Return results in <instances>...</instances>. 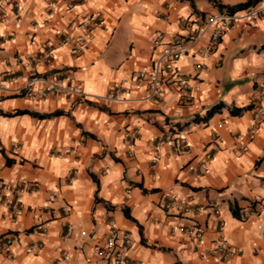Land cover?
Returning a JSON list of instances; mask_svg holds the SVG:
<instances>
[{
	"label": "crops",
	"instance_id": "1",
	"mask_svg": "<svg viewBox=\"0 0 264 264\" xmlns=\"http://www.w3.org/2000/svg\"><path fill=\"white\" fill-rule=\"evenodd\" d=\"M244 1L0 0V79L20 76L0 87V178L24 188L16 217L13 195L0 201V241L14 237L0 264H112L98 253L111 227L130 234V264H264V12L234 17L200 57L209 17ZM158 35L185 41L188 102L169 80L148 98L137 78L163 54ZM171 199L203 210L167 213ZM222 239L242 252L211 253Z\"/></svg>",
	"mask_w": 264,
	"mask_h": 264
},
{
	"label": "built area",
	"instance_id": "2",
	"mask_svg": "<svg viewBox=\"0 0 264 264\" xmlns=\"http://www.w3.org/2000/svg\"><path fill=\"white\" fill-rule=\"evenodd\" d=\"M243 13L241 15H237V12H221L219 14H215L210 16L208 19V25H213V30L210 34V38L207 42V45L202 49L200 53V57H204L209 53L211 49L215 47L218 43L222 33L226 29V27L230 24L231 20L234 17H252L256 18L260 13L264 12V5L262 6H251L246 7L244 10H241ZM19 15V14H18ZM1 18V14H0ZM20 20V17L17 18ZM91 17H88L83 20V23L88 22ZM182 38H173L167 41H162L161 35H158L156 39V44L162 46L163 54L157 59L155 66L149 74H145V72H140L137 78L143 80H148V88L146 90V96L148 98L157 97L158 99L163 97L162 86L164 81H173L176 89L179 93L180 101L188 102L192 98L191 89L192 86L189 83L187 76L179 69L177 65V60L180 55L185 51V43ZM79 49L83 48V45L78 46ZM202 64L198 62L196 64V68H201ZM20 76H8L4 79H0V87L4 83H11ZM32 82L28 83L27 87ZM49 90L52 91H61V92H72L73 87L64 86L60 83H55L53 81L49 82ZM124 91L121 88H118L116 93H111L107 96L108 99H117L119 93H123ZM41 95L42 92H36L33 90H29L27 95ZM264 85L255 93V100L253 105V123H259L264 118ZM166 141L174 142L175 147L179 151H183L187 147V140L185 136L173 138L171 134L166 136ZM24 190L23 187H14L9 183H6L2 178H0V201H7L11 195H13L10 200H8V207L12 211V215L14 217L18 214V205H19V194ZM52 194H55L53 191ZM264 204V203H263ZM262 204V205H263ZM203 210L202 206L191 207L189 204L180 202L179 200L171 199L164 204V211L167 213H190L191 211H196L200 213ZM258 213L257 210H252L251 214L256 215ZM261 237L264 239V221L257 224ZM70 228V227H69ZM221 230V228H220ZM197 236H201V232L196 233ZM106 241L99 249L98 253L101 257L107 258L112 264H130V259L128 257L129 250L132 245V239L129 233H123L118 235V231L115 228L110 229ZM14 240L12 235L7 236L4 240L0 241V249H6ZM242 252L240 247L231 246L225 239H222L221 242L211 249V253L219 255L220 253H224L227 256H234ZM204 254V252H202Z\"/></svg>",
	"mask_w": 264,
	"mask_h": 264
},
{
	"label": "trees",
	"instance_id": "3",
	"mask_svg": "<svg viewBox=\"0 0 264 264\" xmlns=\"http://www.w3.org/2000/svg\"><path fill=\"white\" fill-rule=\"evenodd\" d=\"M255 2H256V0H246V1L242 2V3H238V4L233 5V6H226V5H222V4L219 5V6H220V7H225V8H227V10L230 11V12H234V11H237V10L244 9V8H246L247 6H249V5H251V4H254ZM219 105H221V103H218L217 106L215 105L214 107H212V108L210 109V111H212L213 109H215V108L218 107ZM27 112H29V111H27V110H22V111H18L17 113H18V114H23V113H27ZM231 112L236 114L237 111H235V110L232 109ZM30 113H32V114L35 115V116H39V117H46V116H48V114H39V113H36V112H30ZM54 113H55V114H60L61 112H60V111H55ZM232 210H233V214H234L235 216H238V213H237V211H236V209H235L234 207L232 208ZM127 216L130 217L128 214H127Z\"/></svg>",
	"mask_w": 264,
	"mask_h": 264
}]
</instances>
